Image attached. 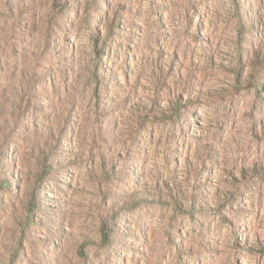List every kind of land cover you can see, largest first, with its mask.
Instances as JSON below:
<instances>
[{
  "label": "rangeland",
  "instance_id": "374dc122",
  "mask_svg": "<svg viewBox=\"0 0 264 264\" xmlns=\"http://www.w3.org/2000/svg\"><path fill=\"white\" fill-rule=\"evenodd\" d=\"M0 264H264V0H0Z\"/></svg>",
  "mask_w": 264,
  "mask_h": 264
}]
</instances>
